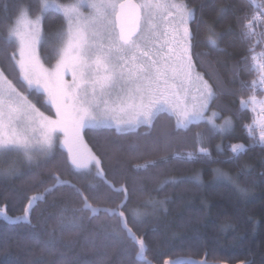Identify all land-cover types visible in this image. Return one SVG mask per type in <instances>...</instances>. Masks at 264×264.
I'll list each match as a JSON object with an SVG mask.
<instances>
[{
	"label": "snow or ice",
	"instance_id": "1",
	"mask_svg": "<svg viewBox=\"0 0 264 264\" xmlns=\"http://www.w3.org/2000/svg\"><path fill=\"white\" fill-rule=\"evenodd\" d=\"M203 5L197 16V8L189 6L188 0H29L19 8L18 14L9 17L2 25L0 35V59L10 70L0 65V176H19L24 173L18 167L22 160L29 166H41L55 160L57 141L66 152L64 165L70 174L92 175L107 189L122 196L116 203L111 196H105L101 206L93 201L100 185L86 184L77 187L52 172V183L41 193L26 197L21 215L10 217L6 207H0V218L9 224H31V212L37 202L47 198L60 187L71 190L80 204L68 217L63 208L57 217L61 230L79 229L83 216L76 212H87L89 221L103 214L111 224H101L105 239L128 241L135 248L139 264H159L162 252L154 253L150 259L148 246L143 235L135 230L144 217L149 215L141 208H127L129 199L125 184L116 186L107 179L101 158L88 147L82 132L91 130H114L116 134L135 132L139 128L151 130L161 116H166L169 125L149 145L153 152H167L177 134H186L193 126L204 125L210 136L220 135L221 143L216 145L217 155L230 152L227 161L215 160L205 146L204 132L197 131L190 139L191 148L183 152L173 151L171 155H160L157 159L135 164L137 171L160 168L171 161L237 163L250 147L257 144L264 148V4L258 5L251 15L236 16L242 42H247L246 54L239 65L253 78L241 81V95L237 111L248 110L252 120L244 124L250 140L249 145L223 143L224 134L234 127L232 116L221 118L228 105L217 104V88L221 95H236L225 91L217 78L215 85L210 82L212 71H200V57L194 49L203 44L220 51L219 43L226 32L216 31L215 23L203 19ZM35 15H32V12ZM56 13L61 19L60 27L52 33L44 30L46 13ZM227 11L216 9L217 17ZM195 24V29L192 25ZM201 28L204 35L197 40ZM45 44L51 48L53 64H48L40 49ZM239 67V66H236ZM211 68V65H209ZM234 72V76L238 75ZM71 76L68 80L67 77ZM24 89L21 91V89ZM46 96L43 106L52 114H45L31 100L33 94ZM217 120H221L217 123ZM258 135V139H257ZM139 145L130 146L136 152ZM17 157L19 159H12ZM241 173L250 174L247 165L241 166ZM261 175H264L262 173ZM226 180L235 185L242 195L248 189L241 187L237 178L220 168L212 169V182ZM186 182L201 186L199 171L192 176H169L159 180L157 191L166 185ZM19 198V196L17 197ZM167 198L156 200L149 197L144 209L151 208L156 214L167 211ZM231 225L222 226V230ZM163 264H209L207 259L165 258Z\"/></svg>",
	"mask_w": 264,
	"mask_h": 264
},
{
	"label": "trees",
	"instance_id": "2",
	"mask_svg": "<svg viewBox=\"0 0 264 264\" xmlns=\"http://www.w3.org/2000/svg\"><path fill=\"white\" fill-rule=\"evenodd\" d=\"M28 3L29 0H0V35H3V23L9 17L14 18L19 8ZM188 3L197 8L198 17L203 5V19L214 22L216 31L226 32L219 43L220 51L203 44H199L194 51L207 53L200 57L202 66L199 70L214 73L211 83L215 85L218 78L223 90L237 92L236 95H221V89L217 88V100L213 101L212 108L218 111L217 104L228 105L230 111L223 110L221 118L231 115L234 122L233 129L224 134L223 143L249 145L251 142L243 126L251 122L253 114L248 110L237 111L240 96L247 95V92L241 93L238 89L241 81H250L253 77L239 65L248 44L242 42L235 18L245 13L251 15L256 8L251 0H188ZM220 7H225L227 11L218 18L216 9ZM32 15H35L34 11ZM46 16L45 32H55L61 25V19L51 11ZM192 27L195 29L196 25ZM203 35L204 29L201 28L197 40ZM40 52L48 64L55 62L50 58L51 48L48 44L41 47ZM0 65L4 66L11 78L10 70L2 59ZM237 71L239 74L234 76ZM29 98L41 111L52 114L43 106L44 94H33ZM168 125V118L161 116L155 129L151 130V137L145 135L149 129L144 127L123 134H116L114 130L85 129L83 135L88 147L101 158L107 179L114 180L117 187L126 185L129 193L127 208H141L149 213L135 229L147 243L148 257L151 259L159 251L165 253L159 257V264H163L165 258H205L214 263L264 264V175H261L264 173V148L258 144L250 147L237 163H185L173 160L160 168L137 172L133 168L135 164L157 159L160 155H171L173 151L190 150L191 136L197 131L209 137L205 146L215 160L227 161L228 156L232 155L227 151L224 155H217L216 145L221 143V136H210L203 124L199 128L193 126L186 134L187 140L184 133L177 134L178 139L167 152H153L148 146L150 141L156 140ZM132 145H139V150L130 151ZM61 153V148L57 147L55 160L47 165L29 166L21 160L18 167L23 175L0 176V207H6L10 217L22 214L27 196L41 193L51 185L52 172L77 187L89 183L100 185L97 193L100 199L94 203L112 206L102 203L105 196H111L119 203L122 196L110 192L100 180L94 178L95 173L88 176L70 174L63 163L66 152ZM242 165L249 166L250 174L241 173ZM213 168H220L236 177L239 185L248 189V195L242 196L235 185L226 180L210 183ZM197 171L203 181L201 186L186 182L166 185L162 191L156 190L159 180L165 177L192 176ZM149 197L156 200L167 198V211L161 210L153 215L151 208L144 209V202ZM65 207L68 209L66 216L70 217L73 209L79 208L80 204L69 188L60 187L35 204L31 224L13 225L0 218V264H139L130 242L105 239V231L110 229L102 230L100 225L111 224L112 221L103 214L89 221L87 212H76V216L84 217L82 227L61 230L57 226V217ZM224 225L231 227L222 230Z\"/></svg>",
	"mask_w": 264,
	"mask_h": 264
},
{
	"label": "rangeland",
	"instance_id": "3",
	"mask_svg": "<svg viewBox=\"0 0 264 264\" xmlns=\"http://www.w3.org/2000/svg\"><path fill=\"white\" fill-rule=\"evenodd\" d=\"M252 4L255 6V8H257L258 5H261V4H264V0H251ZM256 11V10H255ZM261 27H264V26H258L257 28V31L261 30ZM262 48H264V44H261L259 46H257V49L256 51L257 52H260L262 50ZM68 80L71 79V76L69 75L67 77ZM42 93V92H41ZM43 94V93H42ZM45 96V95H44ZM45 99H46V96H45ZM46 114V113H45ZM221 120H217V123H220ZM85 131V130H84ZM84 131L82 132V136L84 135ZM84 138V136H83ZM57 147H59V141H57ZM186 148V147H185ZM12 159H19L17 157H12ZM95 169H93V172L92 173H95ZM211 264H223V263H211Z\"/></svg>",
	"mask_w": 264,
	"mask_h": 264
},
{
	"label": "water",
	"instance_id": "4",
	"mask_svg": "<svg viewBox=\"0 0 264 264\" xmlns=\"http://www.w3.org/2000/svg\"><path fill=\"white\" fill-rule=\"evenodd\" d=\"M185 259V258H184ZM192 259V258H191ZM203 259H205V258H203ZM200 260H202V259H200ZM199 261V260H198ZM211 263H214V262H209V264H211ZM223 264H226V263H223ZM239 264H245V263H239Z\"/></svg>",
	"mask_w": 264,
	"mask_h": 264
}]
</instances>
